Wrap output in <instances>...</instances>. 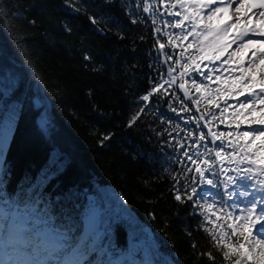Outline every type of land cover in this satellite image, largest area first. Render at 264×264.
Here are the masks:
<instances>
[{
    "label": "trees",
    "instance_id": "trees-1",
    "mask_svg": "<svg viewBox=\"0 0 264 264\" xmlns=\"http://www.w3.org/2000/svg\"><path fill=\"white\" fill-rule=\"evenodd\" d=\"M81 4L75 11L66 0H0L8 11L0 28V124L12 122L0 201L29 217L48 220L67 234L68 248L84 216L97 207L95 226L101 235L93 242L89 236L71 249L82 264L107 262L98 244L120 253L130 243L139 262L210 264L207 257L197 261L193 240L198 251L211 250L219 264H225L208 236L197 230L201 217L190 216V205H181L169 190L172 181L164 169L180 166L167 157L179 153L163 142L169 137L157 138L149 128L151 124L159 130L161 121L152 115L157 108L175 117L168 101L173 90L180 99L183 92L174 84L168 96L154 94L141 122L125 126L131 114L147 106L138 98L154 86L148 77H158L148 65L164 59L152 48L151 19L131 23L122 0H78L75 6ZM89 16L100 20L103 32ZM33 20L35 24L29 23ZM161 42L167 45V38ZM165 51L172 53L169 47ZM86 52L91 62L84 60ZM94 67L101 70L94 72ZM166 72L167 64L161 63L159 73L168 79ZM185 102L193 111L191 101ZM188 126L191 129V123ZM108 133L110 139L101 143Z\"/></svg>",
    "mask_w": 264,
    "mask_h": 264
},
{
    "label": "snow or ice",
    "instance_id": "snow-or-ice-1",
    "mask_svg": "<svg viewBox=\"0 0 264 264\" xmlns=\"http://www.w3.org/2000/svg\"><path fill=\"white\" fill-rule=\"evenodd\" d=\"M106 2L111 3L112 0ZM66 3L73 6L75 11H80L83 7L82 4L79 7L75 6L78 0H66ZM122 3L131 23H145L151 19L154 37L152 48L164 57L163 61L148 65L150 70L158 73V77H148L154 86L138 100L147 105L154 94L161 98L168 96L169 89L174 84L183 92L184 98L180 99L173 90L172 100L168 101V108L176 114L175 117H166L157 108L152 115L161 121L159 130L149 124L151 132L157 138L169 137L163 142L172 148L174 153H179L167 158L180 167L175 171L171 167L164 169V173H167L172 181L169 190L173 193V198L181 205H190L188 213L190 216L201 217L196 226L197 230H203L208 236L210 245L222 255L225 264H248L249 258L253 264H264V72H261L258 88L256 77L252 74L259 67L257 62L264 59V0H134V7L131 0H122ZM230 11L235 13L234 18L229 16L227 22L214 23L220 14ZM7 15L8 11L0 7V28L5 27ZM88 19L97 31H104L99 26L100 20L94 16H89ZM254 19L259 21L261 26H257ZM29 23L35 24V21ZM172 29L179 31H171ZM233 29L235 33L232 40L227 44L221 43V38L227 36ZM65 30L71 32L66 25ZM118 36L120 39L125 38L123 33H118ZM162 37L167 38V45L161 42ZM139 39L144 41L145 36L141 35ZM185 41L188 43L185 44ZM232 44H236L238 49H253L247 65L243 62L236 66L231 65L229 60L235 53H230L229 59L222 62L228 64V68L209 67L213 61L220 60L223 52ZM17 46L19 47V40ZM166 47L183 50L174 57L173 53L165 51ZM188 49H194L200 54L199 57L188 53ZM92 59L89 53L84 54L85 61L91 62ZM184 59L188 62L183 63ZM201 60H207L209 63L204 64L202 68ZM169 61L171 63H168ZM161 63L167 64L168 79L164 78L165 73H159ZM84 66L87 68V63ZM176 66H179V70ZM204 68L208 69L206 73ZM92 70L96 72L101 69L94 67ZM214 71L227 72L231 78L230 83L236 86L221 89L219 86L221 76L217 75L216 87H210ZM193 72L199 73L203 80L209 83L201 84L196 79H191L190 74ZM237 72L238 76L235 75ZM185 77L191 79L190 85ZM157 79L159 82H156ZM190 88L196 90L195 95L190 93ZM202 89L205 91L202 92ZM221 91L232 97L234 107L229 105L227 100H224L226 106H221L220 100L223 98H217ZM88 94L91 95L90 90ZM173 100L179 103V108L174 106ZM189 100L196 108V112H200L202 104L207 110L199 116H182L181 113L191 112V108L185 102ZM150 107L151 105H142L130 115L125 126L135 127ZM229 108L232 109L230 112ZM215 109H219L218 116ZM257 111L259 115H253ZM226 112L232 119H226ZM178 120H184V125L177 123ZM201 121L207 132L202 130ZM217 122L221 125L226 124L229 130L227 132L214 130ZM165 123L170 127L165 128L163 126ZM190 123H195L196 127L190 129L188 126ZM111 135L104 134L100 142L109 140ZM8 139L7 133L0 138V164L3 163ZM188 141L192 143L189 144ZM217 141L220 143L217 144ZM233 172L235 176L231 174ZM154 179H163V176ZM148 183L145 181L146 185ZM230 185L235 187H229ZM221 187L225 189L222 195L219 191ZM212 189L217 191L213 192ZM234 195L237 197L235 200ZM241 204L244 206L240 207ZM6 219L5 213L3 219H0V234L7 228L11 237L13 229L16 228L15 217L13 222L7 225ZM29 219L32 220V226L27 230L34 231L35 237L47 236L49 239L47 241L41 239L38 242L35 239L15 241L25 247L30 246L32 252L29 258L13 260L11 264H81L79 260L68 258L69 245L64 243L68 239L66 233H58V230L47 226L48 220L29 217L27 214L24 223L26 224ZM41 224L45 225L42 230L38 227ZM185 233L191 238V232L185 229ZM100 235L101 233L96 232L97 239ZM191 248L197 261L201 257H207L210 264H219L217 256L211 250L198 251L199 245L195 240L192 241ZM99 251L104 252L106 249ZM0 264L8 262L0 261ZM96 264L104 262L97 261ZM145 264H151V261H146Z\"/></svg>",
    "mask_w": 264,
    "mask_h": 264
},
{
    "label": "rangeland",
    "instance_id": "rangeland-1",
    "mask_svg": "<svg viewBox=\"0 0 264 264\" xmlns=\"http://www.w3.org/2000/svg\"><path fill=\"white\" fill-rule=\"evenodd\" d=\"M225 15H226V13L220 14V17L217 19V22H219V20H221ZM165 18L170 19L169 17H165ZM176 31H178V30H176ZM213 219H215V217H213ZM90 236H91V239L89 241L93 242V239L95 237V229L90 232ZM97 246H98V249L103 247L102 244H98ZM67 253H68V258L75 260V255H77V253H75V254H73L72 252H67ZM116 259H117V257H116ZM249 259H251V258H249ZM117 260H120V258H118ZM151 264H153V263H151Z\"/></svg>",
    "mask_w": 264,
    "mask_h": 264
},
{
    "label": "bare ground",
    "instance_id": "bare-ground-1",
    "mask_svg": "<svg viewBox=\"0 0 264 264\" xmlns=\"http://www.w3.org/2000/svg\"><path fill=\"white\" fill-rule=\"evenodd\" d=\"M227 13H229V12H227Z\"/></svg>",
    "mask_w": 264,
    "mask_h": 264
}]
</instances>
